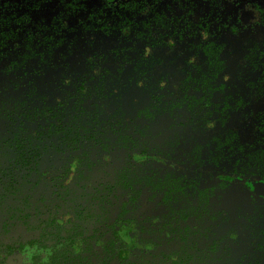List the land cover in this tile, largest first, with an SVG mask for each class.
Returning <instances> with one entry per match:
<instances>
[{"label": "trees", "instance_id": "1", "mask_svg": "<svg viewBox=\"0 0 264 264\" xmlns=\"http://www.w3.org/2000/svg\"><path fill=\"white\" fill-rule=\"evenodd\" d=\"M263 2L0 0V264H264Z\"/></svg>", "mask_w": 264, "mask_h": 264}, {"label": "flooded vegetation", "instance_id": "2", "mask_svg": "<svg viewBox=\"0 0 264 264\" xmlns=\"http://www.w3.org/2000/svg\"><path fill=\"white\" fill-rule=\"evenodd\" d=\"M231 1L233 2V0ZM239 4L242 3L239 1ZM261 14V11L258 10L253 4L245 3L244 5H242L239 18L242 19L241 21H243L244 26L240 25V23L238 22L236 23L235 21H232V23H235V26L237 28L235 32L237 37L232 35L230 36L229 34L227 37H235L240 39L241 46L242 42L245 39L243 37L245 34H255V37L258 39L264 38V27L260 25L262 22ZM221 33L224 34L223 27L221 28ZM238 48L241 47L238 46ZM167 164L171 165L170 162H168ZM258 182L263 181H257L255 183ZM254 184L252 185V187H254ZM80 225L85 226V230L83 231L84 237L76 239L75 245H72L71 242H66L65 238L63 237H53L49 234L50 236L48 237V242L50 246L46 251V261L48 264H98L99 243H103V241L105 240L113 241L114 239L113 232L110 230V226L112 224L108 228H104V225L102 224L103 227L101 230L98 229L99 223L97 222V219H94L92 222L80 223ZM49 230L47 229L46 234H48ZM53 233H55V231H53ZM139 234H141L142 240H144L145 233L143 231H139ZM129 236L130 235L127 234V236L124 238L126 242L131 241L129 240ZM138 246L139 247H137L135 251L139 250L140 248L141 250L146 251L145 244H142V246L138 244ZM78 259L82 260L79 261ZM8 260L10 262L9 264H40L35 262L34 255H31L29 256V259H26L21 255L16 254L9 257Z\"/></svg>", "mask_w": 264, "mask_h": 264}, {"label": "water", "instance_id": "3", "mask_svg": "<svg viewBox=\"0 0 264 264\" xmlns=\"http://www.w3.org/2000/svg\"><path fill=\"white\" fill-rule=\"evenodd\" d=\"M254 189L258 194L264 195V182L255 183Z\"/></svg>", "mask_w": 264, "mask_h": 264}, {"label": "rangeland", "instance_id": "4", "mask_svg": "<svg viewBox=\"0 0 264 264\" xmlns=\"http://www.w3.org/2000/svg\"><path fill=\"white\" fill-rule=\"evenodd\" d=\"M230 43H232L233 45H238L239 47H241V41H240V39H235V38H231V40H230ZM237 50H240V48H237ZM173 89H174V87H173Z\"/></svg>", "mask_w": 264, "mask_h": 264}]
</instances>
